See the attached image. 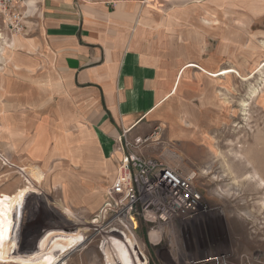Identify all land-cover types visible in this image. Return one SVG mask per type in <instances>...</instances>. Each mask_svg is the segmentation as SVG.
Segmentation results:
<instances>
[{
  "label": "crops",
  "instance_id": "0c3cea01",
  "mask_svg": "<svg viewBox=\"0 0 264 264\" xmlns=\"http://www.w3.org/2000/svg\"><path fill=\"white\" fill-rule=\"evenodd\" d=\"M168 3L29 0L28 29L9 34L0 67V149L84 193L102 170L96 160L116 169L122 130L205 135L208 119H221L205 87L218 79V10L209 22L205 4Z\"/></svg>",
  "mask_w": 264,
  "mask_h": 264
},
{
  "label": "rangeland",
  "instance_id": "374dc122",
  "mask_svg": "<svg viewBox=\"0 0 264 264\" xmlns=\"http://www.w3.org/2000/svg\"><path fill=\"white\" fill-rule=\"evenodd\" d=\"M168 2L205 4L209 22L217 9L218 74L238 71L206 80L207 106L217 100L221 119H208L215 125L205 135L182 130L187 137L168 138L157 128L144 136L150 150L157 146L159 159L197 171L204 202L214 209L176 219L162 235L157 230L161 241L154 244L151 224L136 220L127 229L119 221L107 226L104 218L120 133L112 154L116 169L96 160L102 172L84 193L56 181L55 168L0 149V264H143L141 249L145 264H209L219 254L230 264H264V0ZM206 29L208 37L214 34ZM9 34L0 22V67Z\"/></svg>",
  "mask_w": 264,
  "mask_h": 264
},
{
  "label": "built area",
  "instance_id": "2783aa9c",
  "mask_svg": "<svg viewBox=\"0 0 264 264\" xmlns=\"http://www.w3.org/2000/svg\"><path fill=\"white\" fill-rule=\"evenodd\" d=\"M82 1L116 5L126 0ZM28 4L29 0H0V22L10 34L26 33ZM149 139L148 136H133L129 130L120 132L117 146L120 157L104 218H109L107 226L119 221L127 229L131 222L143 220L162 235L176 219L191 220L214 208L204 202L205 192L198 183L196 170L183 171L164 160L143 154ZM96 229L106 230L99 225ZM207 261L209 264H230L227 254L216 255Z\"/></svg>",
  "mask_w": 264,
  "mask_h": 264
},
{
  "label": "bare ground",
  "instance_id": "6f19581e",
  "mask_svg": "<svg viewBox=\"0 0 264 264\" xmlns=\"http://www.w3.org/2000/svg\"><path fill=\"white\" fill-rule=\"evenodd\" d=\"M1 36V35H0ZM13 47V46H12ZM192 65V64H191ZM237 70L233 69V68H230V69H224L222 72H220L218 74V72H209L211 76H214V77H217L219 75H223V74H229V73H233V72H236ZM238 72V71H237ZM238 74V73H237ZM253 91V90H252ZM256 91V90H254ZM254 93V92H253ZM256 175V174H255ZM258 175V174H257ZM260 179V178H259ZM262 179V178H261ZM263 182V181H262ZM150 238L153 242H156V241H159L160 240V234L157 230H153L150 232Z\"/></svg>",
  "mask_w": 264,
  "mask_h": 264
}]
</instances>
